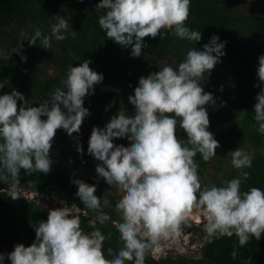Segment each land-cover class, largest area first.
<instances>
[{"label": "clouds", "instance_id": "obj_1", "mask_svg": "<svg viewBox=\"0 0 264 264\" xmlns=\"http://www.w3.org/2000/svg\"><path fill=\"white\" fill-rule=\"evenodd\" d=\"M190 0H99L96 10H103L98 18L100 28L108 39L130 49L131 59L143 57L146 38L163 39L166 33L188 41L201 40V32L185 26ZM49 33L35 28L31 35L20 33L21 42L49 49L51 41H62L68 35L75 38L67 18L54 16ZM20 48L22 43L19 42ZM20 48L12 52L19 54ZM225 42L213 35L203 49H188L175 67L164 65L147 78L139 80V87L129 103L134 107V118L123 111L112 117L104 128L93 127L87 154L98 163L95 172L106 182L107 188L119 193L115 211L121 223L116 228L122 247L110 264H144L148 250L165 240L160 253L174 250L175 238L181 225H188V217L195 207L204 214V239L211 243L222 236L235 235L243 247L250 237L257 240L264 234V190L250 187L241 191L252 167V155L241 147L230 151L231 165L238 177L221 186H201L197 153L209 161L219 147L207 130L208 107L215 103L211 93L202 85L215 65L225 55ZM26 57L21 55V60ZM257 77L259 92L252 105L253 127L264 135V54L258 57ZM90 60L78 66L69 65L62 87L55 88L49 99L38 106H28L22 93L12 89L0 95V183L8 185L9 195L16 198L19 176L25 173L47 174L53 163L50 156L52 141L58 129L69 136L79 134L82 122L90 113L84 98L94 92V85L103 74L90 69ZM4 84H0L3 87ZM17 101L23 102L17 107ZM46 117V119H42ZM186 134L185 141L177 139V128ZM127 139L129 147H117L113 142ZM77 145V152H82ZM77 186L75 195L84 209L93 214L88 224L95 229L110 222L104 209L107 200L96 195V186L81 180L71 181ZM32 198L34 191H19ZM36 201V200H35ZM50 209L47 220L33 225L35 239L30 246L15 244L14 250L0 253V264L5 258L11 264H109L101 253L104 242L98 231L84 232L80 216L67 206ZM73 210V211H72ZM231 255L235 257L236 251Z\"/></svg>", "mask_w": 264, "mask_h": 264}, {"label": "trees", "instance_id": "obj_2", "mask_svg": "<svg viewBox=\"0 0 264 264\" xmlns=\"http://www.w3.org/2000/svg\"><path fill=\"white\" fill-rule=\"evenodd\" d=\"M99 0H0V45L5 54L0 56V95L12 89L23 94L28 106H38L49 99V94L66 77L69 65L78 66L84 60H90V69L103 74V80L95 84L94 92L84 98V107L89 115L84 118L79 134L69 136L63 129H58L52 141L50 156L51 169L44 173H25L22 169L19 184L15 189L16 198L9 195L7 184L0 183V253L7 254L14 250L15 244L30 246L35 239L34 224L46 221L48 209L26 198L19 191H34L67 206L77 207L81 213V228L86 233L98 231L104 242L101 247L103 258L109 262L122 247L117 226L121 223L115 211L117 197L114 189L107 188L106 182L94 173L87 154L88 137L91 132L83 130L86 123L104 119L112 114L118 117L119 111L134 116L135 109L124 111L129 104V97H134L139 87V80L147 78L161 68V64L175 67L181 62L188 49L197 47L201 50L213 35L225 42V55L215 65L211 75L202 87L205 92L215 97V112L209 119L207 130L217 140L219 147L209 161H203L200 154L194 157L198 171H204L214 162L219 174L215 181L207 183L199 177L201 186H221L224 181L238 177L239 172L231 167L230 151L237 147L251 150L252 167L247 180L242 181L241 191L250 187L264 190V135L253 125L254 97L259 92L252 75V55L264 50V13L261 15L242 13L228 0H190L188 19L185 22L190 30L201 32L199 42L178 38L174 33H166L163 39L146 38L148 45L143 57L131 59L130 49L123 48L108 39L98 24L103 10H96ZM67 18L75 38L70 35L62 41H51V47L44 49L37 45L30 46L21 42L20 33L31 35L35 28L49 33V26L55 23L54 16ZM19 42L22 43L20 48ZM20 48L19 54L12 52ZM21 55L26 57L21 60ZM35 61L47 70L35 66ZM53 67L55 73L48 69ZM47 71V72H46ZM250 97V98H248ZM251 99V100H250ZM23 102L17 101L19 108ZM134 118V117H133ZM46 119V117H42ZM177 139L185 141L186 134L177 128ZM117 147H128L127 139L114 141ZM77 145L82 152H77ZM81 180L96 186V195L101 201L107 200L110 207L104 209L110 222L101 227L97 224L92 229L88 220L93 215L84 209L75 195L77 186L71 181ZM193 243V241H192ZM237 255L233 257L232 251ZM173 254V255H172ZM11 262L5 258V262ZM125 264H132L126 261ZM144 264H264V234L257 240L250 237L241 247L235 235L204 240L199 256L186 258L183 254L167 253L160 259H154L149 250L145 254Z\"/></svg>", "mask_w": 264, "mask_h": 264}, {"label": "rangeland", "instance_id": "obj_3", "mask_svg": "<svg viewBox=\"0 0 264 264\" xmlns=\"http://www.w3.org/2000/svg\"><path fill=\"white\" fill-rule=\"evenodd\" d=\"M228 2L236 7V10H239L242 13H247V14H255V15H261L264 13V0H228ZM5 54V51H2V46L0 45V56ZM264 54V50L261 52H258L254 55H252V75L254 77L253 80H255L256 84H259V80L257 77V67H258V57L260 55ZM2 55V56H3ZM35 66L42 68L44 70H47V68L44 67V65H41V63L35 61ZM164 64H161V67H163ZM47 72V71H46ZM48 72L50 74L55 73L54 68L51 67L48 69ZM213 98L215 97L214 95H212ZM250 98V97H248ZM251 100V99H250ZM214 101L215 98H214ZM131 105L130 103L126 104V106L124 107V111L127 109H130ZM215 103L211 106L208 107V117L210 119V117L214 114L215 112ZM128 114V113H126ZM130 115V114H129ZM111 115H109L108 117H105L104 119L101 120H97L94 121L92 123H86L83 126V130H86L87 132H91L93 127H97V128H104L105 125L111 120ZM132 117H134L133 115H130ZM90 137V136H89ZM88 137V140H89ZM130 145L128 144V147ZM244 150L248 151L249 153L251 152L250 149L245 148ZM89 163L92 164L93 168H95V165L98 163L97 161H95L90 155L88 157ZM231 165V163H230ZM214 162H211L210 164L207 165V167L205 168V170L203 171H198L199 173V177H202L207 183H212L213 181L216 180V178L218 177V173L216 171V169L214 168ZM231 167H233L231 165ZM94 173L95 169L93 170ZM97 174V173H96ZM33 195H36L33 193ZM115 195L117 197V201L119 199H121V196L119 193L115 192ZM36 202L38 203V205L42 206L43 208H46L48 210L50 209H56L59 207H62L61 203H58L55 200H52L51 198L45 196V195H36L35 197ZM205 218H204V214H203V210H197L195 207H193V209L190 212V215L188 217V225H181L179 234L175 237V238H171L172 241H175V248L173 251H171L174 254H183V256H185L186 258L188 257H192V256H199L200 254V247L203 245L204 243V236L205 233L203 231V224H204ZM189 224H191V226H189ZM167 240V239H165ZM165 240H161L159 245L156 247H153L152 249L149 250L150 255H156L157 257H159L158 252H160L161 247H163L165 245ZM193 241V243H192ZM185 248V249H184ZM182 249H184L182 251ZM173 255V254H172ZM4 264H8V263H4Z\"/></svg>", "mask_w": 264, "mask_h": 264}, {"label": "built area", "instance_id": "obj_4", "mask_svg": "<svg viewBox=\"0 0 264 264\" xmlns=\"http://www.w3.org/2000/svg\"><path fill=\"white\" fill-rule=\"evenodd\" d=\"M33 197H36V195H33L32 198H33ZM72 211H73V210H72ZM73 212H79V210H78V209H75V211H73ZM184 249H185V248H184ZM184 249H182V251H183ZM183 252H184V251H183ZM158 254H159V255H158L159 257H157L156 255H152V257H153L154 259H157V260H158V259H160L161 257L165 256L167 253H164L163 255H161L160 253H158ZM180 254H181V253H180Z\"/></svg>", "mask_w": 264, "mask_h": 264}, {"label": "water", "instance_id": "obj_5", "mask_svg": "<svg viewBox=\"0 0 264 264\" xmlns=\"http://www.w3.org/2000/svg\"><path fill=\"white\" fill-rule=\"evenodd\" d=\"M189 226H191V224H189Z\"/></svg>", "mask_w": 264, "mask_h": 264}]
</instances>
